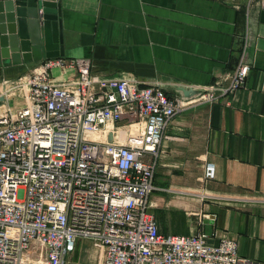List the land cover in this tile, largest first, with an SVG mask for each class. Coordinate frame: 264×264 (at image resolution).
<instances>
[{"label":"built area","instance_id":"1","mask_svg":"<svg viewBox=\"0 0 264 264\" xmlns=\"http://www.w3.org/2000/svg\"><path fill=\"white\" fill-rule=\"evenodd\" d=\"M245 55L246 46L234 71L188 99L64 57L0 83V264H68L80 239L97 264H239L236 240L162 234L149 210L169 124L244 88ZM69 69L76 78L53 81L51 72Z\"/></svg>","mask_w":264,"mask_h":264},{"label":"crops","instance_id":"2","mask_svg":"<svg viewBox=\"0 0 264 264\" xmlns=\"http://www.w3.org/2000/svg\"><path fill=\"white\" fill-rule=\"evenodd\" d=\"M65 56L87 59L91 74L162 85L188 99L235 70L246 46V86L185 109L169 124L150 208L165 235L202 234L238 243L239 264H264V8L259 0H59ZM41 62L3 67L0 83ZM62 84L73 69L51 72ZM192 85L196 89H186ZM195 92L186 96L184 91ZM213 164L215 177H207ZM77 248L98 253L89 240ZM76 256L78 254L74 253ZM69 262V261H68ZM69 264V263H68ZM82 264V263H80Z\"/></svg>","mask_w":264,"mask_h":264},{"label":"water","instance_id":"3","mask_svg":"<svg viewBox=\"0 0 264 264\" xmlns=\"http://www.w3.org/2000/svg\"><path fill=\"white\" fill-rule=\"evenodd\" d=\"M64 44L60 2L0 0V60L3 67L64 57ZM184 93L186 96L196 94L186 90Z\"/></svg>","mask_w":264,"mask_h":264},{"label":"rangeland","instance_id":"4","mask_svg":"<svg viewBox=\"0 0 264 264\" xmlns=\"http://www.w3.org/2000/svg\"><path fill=\"white\" fill-rule=\"evenodd\" d=\"M11 104H14V99H11ZM2 102H0L1 104ZM76 254H78L77 256L75 254H73L70 259H69V264H94L95 261H93V257H91L90 254H86V255H82V250H79V248H77V252H75Z\"/></svg>","mask_w":264,"mask_h":264},{"label":"bare ground","instance_id":"5","mask_svg":"<svg viewBox=\"0 0 264 264\" xmlns=\"http://www.w3.org/2000/svg\"><path fill=\"white\" fill-rule=\"evenodd\" d=\"M0 105H1V106H0V112H1L2 109H3V106H4V105H3V103H1Z\"/></svg>","mask_w":264,"mask_h":264}]
</instances>
